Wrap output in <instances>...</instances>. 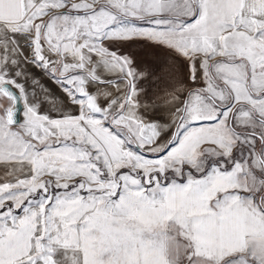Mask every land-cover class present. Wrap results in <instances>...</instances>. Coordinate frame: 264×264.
<instances>
[{
  "label": "snow or ice",
  "instance_id": "obj_1",
  "mask_svg": "<svg viewBox=\"0 0 264 264\" xmlns=\"http://www.w3.org/2000/svg\"><path fill=\"white\" fill-rule=\"evenodd\" d=\"M0 264H264V0H0Z\"/></svg>",
  "mask_w": 264,
  "mask_h": 264
},
{
  "label": "crops",
  "instance_id": "obj_2",
  "mask_svg": "<svg viewBox=\"0 0 264 264\" xmlns=\"http://www.w3.org/2000/svg\"><path fill=\"white\" fill-rule=\"evenodd\" d=\"M47 84V87L52 89L53 91H56L55 86L50 81H45ZM45 108H47V105H45ZM20 116H22V111H20Z\"/></svg>",
  "mask_w": 264,
  "mask_h": 264
},
{
  "label": "water",
  "instance_id": "obj_3",
  "mask_svg": "<svg viewBox=\"0 0 264 264\" xmlns=\"http://www.w3.org/2000/svg\"><path fill=\"white\" fill-rule=\"evenodd\" d=\"M18 115H20V112L18 113Z\"/></svg>",
  "mask_w": 264,
  "mask_h": 264
}]
</instances>
